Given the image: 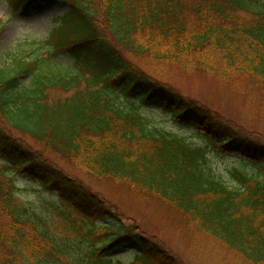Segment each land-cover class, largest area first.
Returning a JSON list of instances; mask_svg holds the SVG:
<instances>
[{
	"label": "trees",
	"instance_id": "1",
	"mask_svg": "<svg viewBox=\"0 0 264 264\" xmlns=\"http://www.w3.org/2000/svg\"><path fill=\"white\" fill-rule=\"evenodd\" d=\"M62 1L70 11L41 49L0 69V264H123L110 255L132 245L140 248L132 264H185L138 227H126L55 155L94 179L169 205L245 264H264V145L172 90L155 71L177 65L263 85L264 0ZM60 56L71 57L73 68ZM146 105L208 144L194 146L166 130L145 114ZM213 153L236 155L260 175L235 171L236 185L228 186L209 169ZM20 180L56 195L54 216L46 201L20 198Z\"/></svg>",
	"mask_w": 264,
	"mask_h": 264
},
{
	"label": "rangeland",
	"instance_id": "2",
	"mask_svg": "<svg viewBox=\"0 0 264 264\" xmlns=\"http://www.w3.org/2000/svg\"><path fill=\"white\" fill-rule=\"evenodd\" d=\"M69 11L70 6L62 0H47L29 8L16 6L11 0H0V69L10 68L17 57H32V52L41 49L38 45L48 39V35L58 25V20ZM59 62L67 68H73L71 57L60 56ZM155 71L172 90L203 105L240 135L264 145V84L243 75L229 81H219L212 75L184 71L177 65H160ZM19 80L22 86H27L30 82L27 77ZM50 94L55 97L62 96V93L58 95L55 91ZM143 110L166 130L185 136L190 144L199 147L208 144L207 139L199 136L193 129L177 123L162 111L147 105ZM25 142L31 145L33 141L25 139ZM54 157L70 176L108 202L117 215L121 216L126 227H138L147 237L166 247L183 263L245 264L240 257L229 253L221 244L222 241H212L200 231L197 233L187 223L185 216L175 212L169 205L158 199H145L140 194H133L123 184L94 179L77 170L74 165L68 164L60 156ZM2 159L0 156V161ZM244 162L236 155L220 157L213 153L209 155L208 164L212 173L224 184L235 186L236 181L232 178L235 171L254 178L260 175L257 167ZM18 186L20 198L31 205L37 200L46 201L48 215L54 216L51 206L59 204L55 194L41 192L33 182L20 180ZM230 242L227 240L226 243ZM139 249L132 245L129 249L116 251L110 256L123 264H132L135 260L133 253L139 252Z\"/></svg>",
	"mask_w": 264,
	"mask_h": 264
},
{
	"label": "snow or ice",
	"instance_id": "3",
	"mask_svg": "<svg viewBox=\"0 0 264 264\" xmlns=\"http://www.w3.org/2000/svg\"><path fill=\"white\" fill-rule=\"evenodd\" d=\"M5 87H7V85H5Z\"/></svg>",
	"mask_w": 264,
	"mask_h": 264
}]
</instances>
